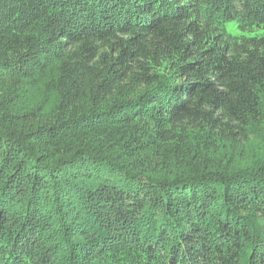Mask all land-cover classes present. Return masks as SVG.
Listing matches in <instances>:
<instances>
[{"label":"trees","instance_id":"obj_1","mask_svg":"<svg viewBox=\"0 0 264 264\" xmlns=\"http://www.w3.org/2000/svg\"><path fill=\"white\" fill-rule=\"evenodd\" d=\"M0 264H264V0H0Z\"/></svg>","mask_w":264,"mask_h":264},{"label":"rangeland","instance_id":"obj_2","mask_svg":"<svg viewBox=\"0 0 264 264\" xmlns=\"http://www.w3.org/2000/svg\"><path fill=\"white\" fill-rule=\"evenodd\" d=\"M227 31L231 34V35H235V36H241L243 35H247L248 33L246 32H242L240 29H238L237 24L234 22L228 23L227 26Z\"/></svg>","mask_w":264,"mask_h":264}]
</instances>
